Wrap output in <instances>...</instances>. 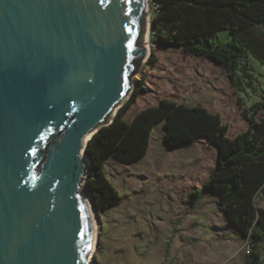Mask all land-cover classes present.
Here are the masks:
<instances>
[{
  "label": "water",
  "instance_id": "water-1",
  "mask_svg": "<svg viewBox=\"0 0 264 264\" xmlns=\"http://www.w3.org/2000/svg\"><path fill=\"white\" fill-rule=\"evenodd\" d=\"M147 10V0H0V264L93 263L88 141L150 53Z\"/></svg>",
  "mask_w": 264,
  "mask_h": 264
},
{
  "label": "rangeland",
  "instance_id": "rangeland-1",
  "mask_svg": "<svg viewBox=\"0 0 264 264\" xmlns=\"http://www.w3.org/2000/svg\"><path fill=\"white\" fill-rule=\"evenodd\" d=\"M149 7L150 53L133 76L134 86L143 78L148 90L139 93L126 118L169 97L220 112L229 125L230 136L246 130L249 123L239 99L248 109L264 99V65L251 58L256 88L236 90L219 63L193 56L180 47L154 45L151 27L155 7L151 0ZM260 27L264 30V24ZM144 36L145 32L143 40ZM230 38V31L225 30L215 40L225 43ZM152 50L158 57L153 66L148 64ZM262 118L264 108L257 114L258 120ZM202 141L171 146L165 140L161 122L154 130L145 159L130 165L113 157L106 161L107 175L122 198L102 212L101 223L97 219L94 256L100 264H239L252 256V252H246L241 232L225 223L216 196L202 190L198 200H191V192L203 187L217 159V148ZM259 252L258 264H264V242L259 244Z\"/></svg>",
  "mask_w": 264,
  "mask_h": 264
},
{
  "label": "trees",
  "instance_id": "trees-1",
  "mask_svg": "<svg viewBox=\"0 0 264 264\" xmlns=\"http://www.w3.org/2000/svg\"><path fill=\"white\" fill-rule=\"evenodd\" d=\"M154 16L151 40L156 46H176L196 57H207L221 64L236 90L255 89L252 59L264 65V0H151ZM229 30L231 38L218 43L215 37ZM158 60L152 50L148 64ZM148 88L143 78L135 83L128 100L113 121L102 126L88 141L91 168L86 185L98 220L101 213L121 200L117 187L106 172V161L113 157L123 164H134L148 152L156 124L163 122L169 145L192 143L204 138L217 148V159L201 189L191 192V200L211 192L224 207L228 221L253 247L247 264H258L259 244L264 242V118L258 112L264 99L243 106L248 120L246 130L228 135L229 125L218 111L202 104H188L163 97L139 110L131 120L125 115L141 91ZM93 264H100L96 256Z\"/></svg>",
  "mask_w": 264,
  "mask_h": 264
},
{
  "label": "bare ground",
  "instance_id": "bare-ground-1",
  "mask_svg": "<svg viewBox=\"0 0 264 264\" xmlns=\"http://www.w3.org/2000/svg\"><path fill=\"white\" fill-rule=\"evenodd\" d=\"M147 4H148V10H147V26H146V31H145V36H144V44L147 48L150 49V43H149V32H150V22H151V10H150V7H149V0H147ZM145 61V60H144ZM139 77V76H138ZM83 153H85V148L82 149ZM86 193V196L88 197L87 195V192L85 191ZM92 212H93V216H94V221H95V241H94V249H95V246H96V241H97V231H98V225H97V221L95 219V215H94V211L92 209Z\"/></svg>",
  "mask_w": 264,
  "mask_h": 264
},
{
  "label": "crops",
  "instance_id": "crops-1",
  "mask_svg": "<svg viewBox=\"0 0 264 264\" xmlns=\"http://www.w3.org/2000/svg\"><path fill=\"white\" fill-rule=\"evenodd\" d=\"M221 65V64H220ZM222 66V65H221ZM153 105H155V104H153ZM148 106H150V105H148ZM145 107H147V106H145ZM144 108V107H143ZM210 109V108H209ZM141 110V109H140ZM211 110V109H210ZM139 111V110H138ZM138 111H136L134 114H133V116L130 118V119H128V120H131L133 117H134V115L138 112ZM212 111V110H211ZM125 117H126V115H125ZM127 119V118H126ZM161 123V122H160ZM158 124H156V126H157ZM156 126L154 127V129H153V131H152V134H151V141H150V147H149V150H150V148H151V145H152V141H153V136H154V130H155V128H156ZM163 126H164V123H163ZM164 135H165V129H164ZM204 138H200V139H197V140H195L194 142H192V143H186V144H195V143H198V142H201L202 140H203ZM205 141H207L206 139H205ZM202 142H204V141H202ZM208 142V141H207ZM210 143V142H209ZM211 144V143H210ZM149 150H148V152H147V154L149 153ZM147 154L142 158V159H140L138 162H140V161H142L143 159H145V157L147 156ZM199 158V157H198ZM137 163V162H136ZM210 174V173H209ZM206 192H208V191H206ZM221 204V203H220ZM221 210H223L224 211V207L221 205ZM225 213V212H224ZM101 216H102V213H101ZM225 223L226 224H229L228 226H233L229 221H228V219H227V217H226V215H225ZM245 240H246V238H245ZM240 249V248H239ZM238 249V250H239ZM235 256V255H234ZM249 258V256H246L245 258H243L240 262H239V264L241 263V262H244V263H242V264H247V259Z\"/></svg>",
  "mask_w": 264,
  "mask_h": 264
},
{
  "label": "built area",
  "instance_id": "built-area-1",
  "mask_svg": "<svg viewBox=\"0 0 264 264\" xmlns=\"http://www.w3.org/2000/svg\"><path fill=\"white\" fill-rule=\"evenodd\" d=\"M245 248H246V252H247L248 254H250L251 251H252V246H251V244H250V242H249L248 239H246Z\"/></svg>",
  "mask_w": 264,
  "mask_h": 264
}]
</instances>
